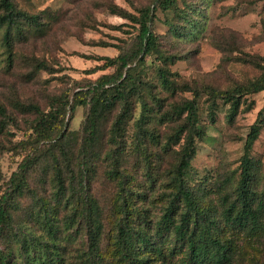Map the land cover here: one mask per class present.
<instances>
[{"label": "rangeland", "instance_id": "rangeland-1", "mask_svg": "<svg viewBox=\"0 0 264 264\" xmlns=\"http://www.w3.org/2000/svg\"><path fill=\"white\" fill-rule=\"evenodd\" d=\"M13 1L24 17L19 20L20 34L16 35L14 43L12 67H8L5 61L6 47L3 29H0V149L5 151H0V187L18 170L24 154L33 150L34 138L38 134L35 132L38 116L35 109L49 111L56 98H66L67 94L77 91L79 85L113 73V68L102 69L104 61L95 60L97 57L116 58L120 55L118 47L125 51L134 47L138 26L112 14L110 7L117 6L136 14L138 9L155 5V0ZM197 2L202 13L201 29L196 35L182 40L173 39L168 33L166 21H178L174 13L161 10L156 12L152 30L160 35L163 49L168 54L183 57L170 67L171 72L178 75L174 79L194 89L211 87L227 91L258 78L260 70L242 61L249 56L264 57V0ZM31 17L38 18V26L36 22L30 21ZM101 43L110 46L103 47ZM35 61L48 64L55 71L54 74L44 70L33 71ZM157 65L158 62L148 59L134 64L132 72L141 75L154 88L157 86L154 92L165 97L166 109L192 99L191 92L179 89L173 96L164 90L158 84ZM143 95L148 103L155 101L153 95L146 92ZM209 99L207 93L199 99L203 136L197 140L196 155L187 181L192 187L203 190L202 205L213 207V212L219 215L221 196L232 192L237 184L244 145L261 111L264 120V93L244 97L240 112L232 122L227 118L230 104L222 98L218 100L219 109L215 122H212L208 112ZM137 103L133 102L137 110L123 135L121 171L132 178L129 182L132 191L129 195L131 207L138 210L140 219L146 217L154 224L162 213L169 187L165 184V176L171 171L177 152L165 147L173 124L160 125L154 121L151 125L158 127L157 140H139L143 130L136 124L140 114V104ZM120 108L119 105L115 106L103 120L101 157L96 163L97 172L92 186L93 197L98 200L103 213L104 232L99 252L104 264H119L115 254L114 231L121 192L117 181L111 180L105 173L110 168V160H106L105 155L109 149L106 143L110 128ZM85 113L86 109L78 106L72 115L69 113L66 116L64 132L75 140L78 139ZM251 156L256 165L254 185L258 201L264 192V121ZM147 167L152 169L156 181L152 188L146 182ZM28 178L29 189L16 199L14 225L15 229L21 227L26 231L25 235L33 233L30 242L42 245L49 242L50 235L43 226L35 223V219L28 217V213L36 207V194L48 199L52 195L51 173H45L43 166L34 165L30 167ZM138 192L146 193V197L138 195ZM67 213L65 210L58 213L55 221L60 226V234L58 240L51 242L63 252L64 264H77L88 250L87 236L81 227L65 226ZM220 236L231 245L229 264H264V231L258 235L247 233L246 230L234 233L220 224ZM40 245L37 247L40 248ZM173 245L169 242L165 248ZM1 247L7 252H13L15 257L19 256L15 238L3 240ZM159 261L154 260L151 264H158Z\"/></svg>", "mask_w": 264, "mask_h": 264}, {"label": "trees", "instance_id": "trees-1", "mask_svg": "<svg viewBox=\"0 0 264 264\" xmlns=\"http://www.w3.org/2000/svg\"><path fill=\"white\" fill-rule=\"evenodd\" d=\"M198 1L202 3V0ZM154 3L153 6L138 9L136 14L117 6L110 7L112 14L138 26L134 47L129 51L118 47L120 55L116 58L97 57L95 60L104 61L102 69L113 68V73L79 85L77 91L67 94L66 98H56L49 111L35 109L38 114L35 132L38 134L34 138L33 150L24 154L18 170L0 187V264H64L63 252L51 242L59 238L60 226L55 220L63 210L68 211L64 220L66 227H81L86 232L88 250L77 264H104L99 252L104 232L103 213L98 200L93 197L92 186L97 172L96 163L101 157L103 120L118 105L121 107L120 112L114 118L106 143L109 149L105 159L110 160V168L105 173L111 180L117 181L121 192L114 231L115 254L119 264H151L154 260H160L158 264H229L231 245L221 238L220 224L234 233L246 230L247 233L258 235L264 231V192L257 201L254 185L256 165L251 156L264 121L262 111L251 126L244 145L237 184L232 192L221 196L219 215L213 212V207L202 205L203 190L192 187L187 181L196 155L197 140L203 136L199 99L203 94H209L208 112L212 122L216 120L218 100L222 98L227 101L230 104L227 118L232 122L240 112L244 97L264 93V57L249 56L244 59L242 62L260 70V76L227 91L211 87L194 89L186 83H180L174 79L178 75L172 73L170 67L183 57L168 54L163 49L160 35L152 30L156 12H172L178 18L177 22L166 21L169 36L177 40L197 34L201 29L202 13L197 0H155ZM180 4L182 7H179ZM0 9L3 11L0 29H3L6 47L5 61L8 67H12L14 43L16 35L20 34L19 20L24 14L18 11L13 0H0ZM30 21L39 25L37 17H31ZM148 59L158 62V84L164 90L173 96L179 89L191 92L192 99L166 109L165 97L154 92L157 86L154 88L141 75L132 72L134 64ZM32 66L35 72H55L41 61H35ZM143 92L153 95L155 101L148 103ZM134 100L140 104V114L136 120L143 130L140 141L157 140L158 127H153L152 122L173 124L165 147L175 150L177 158L165 176V184L169 186L167 196L162 213L154 224L146 217L140 219L138 210L131 207L129 182L132 178L121 171L123 135L137 110ZM78 106L84 107L86 113L78 131V139L75 140L64 130L67 114L72 115ZM176 146L177 149H174ZM34 165L43 166L45 173H51L52 195L48 199L36 194V207L28 213V217L35 219V223L43 226L50 235L49 242L42 245L30 242L33 233L25 235L26 231L21 227L15 229L13 218L16 199L29 189V170ZM145 175L148 187L152 188L156 181L150 167H147ZM138 195L146 197L144 192H138ZM20 225L25 226L24 223ZM12 238L18 243L17 257L1 247L3 240ZM169 242L174 245L166 249ZM39 245L40 248L37 247Z\"/></svg>", "mask_w": 264, "mask_h": 264}]
</instances>
